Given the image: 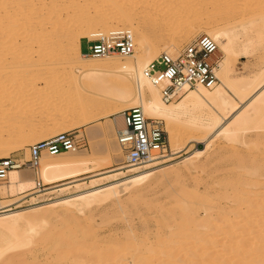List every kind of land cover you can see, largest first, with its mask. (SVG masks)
Returning <instances> with one entry per match:
<instances>
[{
  "label": "rangeland",
  "instance_id": "obj_1",
  "mask_svg": "<svg viewBox=\"0 0 264 264\" xmlns=\"http://www.w3.org/2000/svg\"><path fill=\"white\" fill-rule=\"evenodd\" d=\"M215 1L209 0L208 2L209 4H214L213 8L216 9V12L214 11L213 16H217L210 26L217 29L224 27L220 20L221 16H218L220 11L219 13L217 11L224 9L223 7L235 8L241 0H231V2L230 0H225L223 5L220 1L217 3ZM112 2L118 5L119 8H114L113 4H111ZM98 4V6L102 5ZM110 4L111 7L109 6ZM139 4V0L110 1L103 8L104 12L102 11L103 9H100L103 13L99 10L101 14L105 15V12L108 14V16L107 14L105 15L106 18L104 20H92L83 25L86 26V29H88V26L90 27L87 30L89 32L85 31V34L87 32V35H89L86 36L80 33V36H78L79 44L82 39H94L96 36L105 34V32L107 33L115 28L127 30L132 36V28L125 23H121L122 20H125L124 16L127 14L133 22L143 25L147 36L146 44H153L158 49L157 53L153 55L154 59L159 53L170 48L169 43H171V38L168 34L167 25L149 24L148 15L144 16L145 12L140 9L141 6ZM171 4L179 7L182 6L183 0H171ZM209 4L202 10L205 14L202 16V19L198 21L194 20V24L185 30L186 35L178 40L176 49H180L196 36L201 35L197 34L199 30L210 27L204 20ZM156 8L157 5H152V12ZM85 10L91 13L92 11L94 12L92 8L87 7L81 0H0V94L2 95L0 101V135L3 139L6 137L8 139V136L13 138L9 140L8 143L10 144L6 143V147L0 148V153L6 152L8 157L19 159L24 163L20 167L24 168L25 171L23 173H29L28 175L31 176L33 172L26 168L27 161L29 160L28 146L59 132L74 130L80 137L81 147L77 151L67 152V154L81 155L82 153L83 155V152L84 154L94 152L95 157L99 161L96 166H93L94 168L91 167V171L88 173L51 184H46L40 180L39 171H37L38 176L36 177L42 183V186L34 189H25L22 183H13L8 178L9 193L0 195V204H7L12 210L46 206L47 204L55 203V201H60L67 196L102 187L111 182L112 178L110 179V176L113 174L116 175L114 179H122L124 176L131 174V172L141 169V167H127L116 170L115 168L118 166L124 165L121 162L123 159L122 151L118 147L112 150L106 137V130L110 125L116 124L118 128L121 127V112L128 109L127 103H118L116 105V112L101 118L99 114L102 112L106 101L92 100L79 88L73 87L75 82L81 83L82 80L78 78V74L71 68L72 58L75 60H80V58L84 60L96 59V57L82 56V53L87 50V43L85 41L82 44V51L79 48L77 56L67 53L68 44L73 40L72 37H74V35L70 34V30L76 28L78 24L83 23L79 18ZM99 11L97 12L99 13ZM259 15L254 16L255 18L253 17L252 19H249L250 16H237L226 26L231 29L229 31L230 35H234L239 30L241 31V36L237 35V38L241 41L238 42L236 40L233 47L234 54L230 59L233 69L229 77L242 84L247 83V81L250 82L253 79L254 82L252 81V83L254 85L257 84L258 79H261L258 86L264 84V13ZM161 26H164V29ZM161 30L164 33L167 32L166 34L169 37L164 35ZM165 30L167 31L165 32ZM246 31L247 34H252L251 37L250 35L244 36ZM256 34L258 35L256 36ZM249 38L251 40H248ZM132 40L134 43L133 52L139 53L140 47L133 36ZM247 41L250 42L248 43ZM243 45H248L250 48L245 52L242 50ZM216 55L220 62L224 59V53L219 47ZM116 56L119 55L108 57L114 58ZM260 81H263V83L261 82L262 84H260ZM85 84L87 85L88 83ZM253 84L249 87L251 90H253ZM252 93L253 91L248 96ZM234 100L240 104L237 97ZM170 102L175 103L177 100ZM94 106H98L96 111L92 112L88 116V119L86 118L87 120L84 121V111L88 107ZM145 116L154 119L147 115ZM156 120L160 122L161 128L167 138L166 152L164 153V157L154 160V162H158L154 168L160 171L155 172L152 176L153 178L147 179L141 189L137 190L136 188L138 187H132L121 191L119 193V204L96 199L81 210L74 204L70 205L66 210L61 209L59 205H54L51 208L52 211L50 210L45 213L44 220L34 217L38 213H44L47 210L45 209L46 207L33 209L30 213L34 216L29 217L32 221L31 224L22 221L17 231L19 236L24 234L25 237H31L28 245H24V248L21 246L18 249L17 247L13 248V250L8 249L9 251H5L3 253L4 256H1L2 261L0 259V262L7 264H15L16 262V264H95L96 262L98 264V257L104 256L100 251L103 250L104 246L107 249L109 247L108 244L110 246L121 245V242L122 244H128L134 242V238L135 240H140L141 238L144 242L147 239L148 243L151 241L158 244L160 240L164 243L167 229L187 228L194 224V222L191 223L192 220L189 219L190 221H188L186 218L189 212L193 213L194 218L198 222H202V219L205 217L204 214L207 212L214 217L217 215L218 217H216L219 218L228 209L235 212L234 210L236 209L232 207L231 209L228 206L234 205L233 199L235 197L243 198V195H247L248 192L249 195L252 193L250 195L251 198L256 197V202H260H257L258 204L255 202L257 206L264 205V183H262L264 182V172L262 171L264 170V113L262 114V120H256L257 127L248 129L249 132L247 130V132H239L230 140L224 139L222 135L214 137L209 144L210 148L206 156L207 159L202 162L195 160L193 163L182 162L181 158L187 154L188 156L189 154L192 155L203 147V143L189 142L191 140L189 136L195 135V132L185 122H174L173 126L177 132L176 145L179 152L175 155H170L169 136L166 132L167 126L163 120ZM96 121H99V124L93 126ZM255 140L257 141L256 143H254ZM115 142L116 140H113L114 146H116ZM195 148L198 149L195 150ZM42 157L46 160L53 158L52 155L47 154H43ZM113 159L116 161L112 162ZM146 163H142L140 166ZM201 165H205V167L202 168ZM197 174H200L202 181L192 183L191 178ZM33 178L35 179L34 174ZM250 181L252 185L248 184ZM232 182H235L236 185ZM257 183L261 185L257 186ZM49 186H52V189L54 188L53 192L42 194L47 190L44 188ZM210 187L213 188L210 190ZM241 190L244 191L242 192ZM32 191L34 193L24 196V194ZM189 192L190 194L188 195L191 200L187 195ZM255 192H259V196ZM195 195H199L200 197L196 198ZM221 198L222 201L219 200ZM236 211L238 212V209ZM181 214L183 215L181 216ZM55 215L57 216L55 217ZM181 217L183 220L180 219ZM74 224L75 226H73ZM211 224H207L206 227L210 228ZM67 225L70 226L71 233L74 231L73 237L69 235L70 230ZM78 229L84 230L82 234ZM154 229H156V232ZM28 231L29 233H27ZM47 232L48 234L46 235H50V237L45 235ZM86 232L90 235H86L85 237ZM57 233L65 237V234H67L68 237H62V235L60 237ZM82 235H84V239ZM154 235L159 236L156 237ZM46 237L48 240H46ZM155 237L159 238V240ZM70 238L74 240L70 241ZM12 239V236L0 232V244L3 241H10ZM62 239H65V242L69 241L71 243H69L71 245H69L70 248L74 246L71 248L73 254H71L70 248L67 247L68 245H63L65 242L60 243ZM80 241H82L84 247L81 246ZM43 242L45 243L43 244ZM78 242H80V247L78 246ZM55 243H57L55 247L56 251L52 250ZM85 245L87 247L90 245L91 248L97 249V251L94 252V250L90 247L87 248ZM29 246H31V252ZM75 248H77L81 257L78 256V253V255L74 253ZM66 249L70 253L66 252L67 257L65 256ZM90 250L95 253L91 256L95 257H93V260L90 258L88 261V255L90 257V254H86L88 253L87 251L90 253ZM61 252L64 254L62 255ZM97 252L98 254H96ZM99 254L100 256H97ZM13 255L17 256V258L15 257L16 260H13ZM6 256L8 257L6 258ZM71 256H74V259ZM77 256L78 258L76 259L75 257ZM20 257L23 260H19ZM86 257L85 263L82 260Z\"/></svg>",
  "mask_w": 264,
  "mask_h": 264
},
{
  "label": "bare ground",
  "instance_id": "obj_2",
  "mask_svg": "<svg viewBox=\"0 0 264 264\" xmlns=\"http://www.w3.org/2000/svg\"><path fill=\"white\" fill-rule=\"evenodd\" d=\"M81 1H83L84 4L87 5V7H90V9L92 8L94 12L92 11L91 13L90 11L85 10V12L82 15H80L79 18L83 23L80 25L78 24L76 28H72L70 30V34L74 35V37H72L73 40H71L70 43L68 44L67 53L68 54L71 53L72 56H77L79 53L78 36H80V33L84 35L85 31L90 29L89 26L88 29H86L85 28L86 26L83 25L85 23L86 24L89 23L92 20L95 21L104 20L106 18L105 15L107 13L105 12L104 15L101 14V12L102 11L104 12L105 10L103 8L106 7L108 3L113 0H81ZM208 1L209 0H193V1L183 0L182 6L178 7L171 4V0H139L140 3L139 5L141 6L140 9L144 10L145 12L144 16L148 15L149 24H154V25L159 24L165 26L167 25L168 34L171 38V39L169 38L171 43H169L170 48L162 52L174 53L175 51H177L176 45L178 40L182 36L186 35L185 30L190 28L194 24L193 22L194 20L198 21L202 19V16L205 15L202 12V10L204 9V7H206L209 4ZM219 1L223 5L225 0H216L215 2L217 3ZM98 3L102 5L98 6L99 5ZM240 3L235 8L230 9L227 7H223L224 9L217 11L218 13L219 11L221 13V14L219 13L218 16L219 17L221 16L220 20L222 21V24L224 26L222 28L220 27L217 29L210 26L217 17V16L216 17L213 16L214 11L216 9L213 8L214 4L210 3L206 13L207 15L204 17L206 24H208L210 27L201 29L197 33L198 35L203 33L213 38L214 41L217 43L219 49L224 53V59L221 62H219V67L216 71V76L218 80L212 88L198 87L197 89L188 90L184 92L181 96H179V98L176 99L177 102L175 103L163 101L161 99L159 92L160 87L150 83V81L144 76V69L146 68L148 63L153 60V55L157 53L158 49L155 48L153 44L152 45L146 44L147 36L143 25L133 22V20H131L127 14L124 16L125 20H122L121 23H125L132 28L131 29L132 36L139 45L140 52L138 53L135 51L129 55L121 56V57H119L120 56L119 55L114 58L108 56L96 57V59L91 58L89 60H84L82 58H80V60H75L74 58H72L73 60L71 61V68L78 74V78L82 80L81 83H78V81L77 83L75 82L73 87L79 88L83 93L87 95L88 98L92 100L96 99V100L106 101L102 112L99 114L101 118L116 112L117 110L116 105H118V103L120 102H124L127 103L128 109L131 107H139L143 111L144 115H147L154 119L163 120L167 126L166 132L168 133L169 136L168 138L170 142V150H169L170 155H175L179 152V149L176 145L177 132L174 129L173 123L185 122L188 125V127L195 132V135L189 136L191 139L189 140V142L203 143V147L199 151L198 150L195 151L192 155L189 154L188 156L187 154L183 156L181 158V161L182 162L186 161L189 163H193L195 162V160H199L200 162L205 161L207 159L206 156L210 148L209 144L214 137H216L217 135H222L224 139L230 140L233 138V136L235 137V135L239 132L243 133L246 130L248 131V129L256 128L257 121L260 119L262 120V114L264 113V84H262L263 81H260V84L262 85L258 86L259 80L261 79H258V82H256L257 84L254 85L252 83L254 79L250 82L247 81V83L245 82L242 84L229 77V74L232 72L233 69V65L230 62L231 56L234 54L233 47L236 40L238 42L241 41L237 38V35L241 36V31L239 30L234 35H230L229 31L231 29L227 28L226 26H228L230 22L233 21V19H235L237 16L245 15V17L250 16L249 19L250 18L252 19L254 16L255 17L256 15L260 16L259 14L264 13V0H241ZM111 4H113L114 8L117 9L119 8L118 5H115L114 2H112ZM111 4L109 5L110 7ZM152 5H157V8L155 9L154 12H152ZM100 9L103 10L101 11ZM97 11H99L100 14ZM161 27L163 28L164 26ZM166 31L167 30H165V32ZM247 31L244 34V36L250 35L251 37L252 34L250 33L247 34ZM87 32L85 34L86 36L89 35V34L87 35ZM162 33L168 36L166 34L167 32L164 33L162 31ZM256 33L258 32L256 31ZM257 35L258 34H256V36ZM248 40L251 39L249 38ZM249 48L250 47L248 45L242 46V50L245 52ZM85 83H88L89 85L88 84L86 85ZM251 84H253L252 87L253 90L249 88ZM248 89L251 90V91L249 90L250 92L253 91V93L250 96H248V94H250ZM233 96H235L234 98L236 97L238 98V102L240 104L235 102ZM1 99H2V95L0 94V101ZM97 107L98 106L88 107L84 111L85 115L83 116L84 117L83 120L84 121L87 120L88 116L92 112H95ZM98 124L99 121H96L93 124V126H96ZM121 127H122V120H121ZM118 129L119 128L117 127L116 124H112L106 130V137L112 150L115 149V147H118V149H120L117 142H115L116 146H114L115 144H113V140H116L115 136L118 133ZM8 137H9L8 139L7 137L3 139L2 136L0 135V148L6 147L5 146L6 143L10 144L8 142L13 138H11L10 136ZM257 141L255 140L254 143H256ZM196 149L198 148H195V150ZM68 152H75V151H68ZM71 155L72 154H67V152H62L59 154L52 155L53 158L51 160H46L41 156L37 168L31 167L27 163L26 168L33 172L32 174L30 172L32 177L28 175L29 173L28 174L23 173V171H25L24 168L16 167L9 169L6 173L5 180L0 184V195H3L4 193H9V186L7 185L8 178L13 183L14 182L22 183L25 189L27 188L34 189L37 187V183L39 182V180L36 177L38 176L37 171H39L40 180H42L46 184H51L88 173L91 171V167L96 166L99 163L97 157H95L94 152L93 153L87 152L85 154L83 152V155L82 153L81 155L80 154L77 155L74 154L72 156ZM7 157L8 154H6V152L0 153V159ZM154 160L155 159L153 158L149 159L148 161H146L147 162L146 164L140 166L141 169L131 172V174L124 176V178L122 179H114L116 175L113 174L110 176V179L112 178L111 182H109L108 184L102 187L94 188L91 190L77 193L75 195L67 196L61 200L59 199L60 201H55V203H51V204L46 203L47 204L46 206L43 205L42 207H34V208L31 207L26 209L12 210L9 205L0 204V232L6 233L9 236L13 237L12 240L3 241V243L0 244V259L2 258L1 256L3 255V253L8 249L13 250V248L15 249L16 247L18 249L21 248V246L24 248L25 247L24 245L26 244L28 245L29 241L31 240V237L29 236L30 237L29 239V237L28 236L25 237L24 234H23L24 236L23 235L19 236V234H17V231L22 221H26L28 224H31L32 221L29 217L34 216L30 213L31 211H33V209L35 208L41 209L43 207L44 208L46 207L45 209L47 210H45L44 213L43 212L38 213L34 217V218H39L40 220H44L45 213L50 211L54 205H59L61 209L66 210L70 205L74 204L78 209L81 210L82 208L88 206L91 202L95 201L96 199L99 201L107 200L110 201L111 203L119 204L120 201L119 193L121 191L123 190L125 191L126 189L132 187H138L136 188L137 190L141 189L143 187V184L146 183L147 179L152 177L155 172L160 171L159 169L154 168V166L158 164V162H154ZM114 161L116 160L113 159L112 162ZM127 167L128 166L126 165H121L115 169L121 170ZM201 167L203 168L205 167V165H201ZM262 171L264 172V170ZM33 174L35 179L33 178ZM191 179H192V183H199L202 181L200 174L193 176ZM235 182L232 183L235 184ZM248 184L252 185L251 181ZM258 185L261 184L257 183V186ZM212 188L213 187H210V190ZM44 189L47 190L42 194L51 193L53 192L54 188L52 189V186H49ZM31 193H34V191L24 194V196L30 195ZM256 193L257 192H255V194ZM188 194H190V192L187 193V195ZM250 195L248 192L247 195L245 196L243 195V198L235 197L233 199L234 200L233 202H235L234 205L228 207L230 208L232 207L233 209L236 210L238 209V212L236 210H234L235 212H233L232 210L228 209L219 218H217L218 217L217 215H215L214 217L211 214H208L207 212L204 214L205 217L202 219V222H198L197 219L194 218L193 213L189 212L186 218L188 219V221L192 220L191 223L194 222V224L193 225L191 224L192 226H188L187 228L181 227L176 230H171L170 228L167 229L165 227L167 229L165 234V239L167 240V242L164 238H163L164 243L160 240L159 242L162 243L158 242V244L157 242L152 243L151 241L150 243H148L149 241H147V239L145 240L147 242L146 243L144 242V240L142 241L141 238L140 240H135L134 238V242L128 244H122V242L121 245L110 246V244H108L109 247H107V249L104 246L103 250L101 251L99 250L104 254L105 257L102 254H101L102 256H100V254L97 255L100 256L98 257L99 259H97V262L98 264H264V205L257 206L255 204L256 197L251 198ZM195 196L196 198H198L199 195L198 196L195 195ZM31 197H35V196H31ZM259 198L261 199V197ZM189 199L191 200L190 197ZM201 200H203V198H201ZM219 200L222 201V198ZM223 200L225 199L223 198ZM257 202L260 203L259 201ZM222 210L225 211L224 209ZM182 215L183 214H181V216ZM56 216L57 215H55V217ZM170 218L172 219V216ZM180 219L183 220L182 217ZM88 224L90 223L88 222ZM207 224H211V227L207 228L206 227ZM73 226H75V224ZM67 227L70 230V226L67 225ZM79 230L80 229H78V231ZM154 230L156 232V229ZM29 231L31 232V230ZM29 231L27 233H29ZM71 231L72 230L68 232L70 233L69 235L73 237L72 234L74 233V231L72 233ZM83 231L84 230L82 231L80 230L81 234ZM62 232L64 231L62 230ZM59 233H57V235L61 237L62 234L60 235ZM46 234H48V232L45 233V235ZM65 235L66 237H68L67 234ZM86 235H90V234L86 232L85 237ZM63 236L64 235H62V237ZM83 236L84 235H82V238ZM140 236L142 237V235ZM47 237H50V235H48ZM55 238L57 239V237ZM71 238L70 241H73L74 239L76 240L75 236L73 240H71ZM79 238L81 239V237ZM156 239L159 240V238ZM46 240H48V238ZM62 241L60 243H64L66 240L62 239ZM80 242H81V246L84 247V245H82L83 244L82 241ZM80 242H78L79 247H80ZM92 242H91V247H92ZM44 243L45 242H43V244ZM69 243L70 242L67 241L63 245L65 246L68 245L67 247L70 248L69 245L71 243L70 244ZM56 244L57 243H55L54 249L52 250L56 251L55 249ZM30 247L31 246H29V250ZM88 247H90V245H88ZM71 248H70V252H71ZM75 249H76L75 251L73 250L74 253L79 254L77 248ZM91 249L94 250L93 248ZM92 250H90V253L89 251H87L88 252L87 254L85 253L86 255L90 254V257L88 255V261L90 260V258H92L91 260H93L94 259L93 257H95L91 255H94L95 254L94 252L97 251V249H95L94 252ZM66 252H68L67 249L65 251V256H66ZM61 254L63 255L64 253L61 252ZM71 254L73 253L71 252ZM96 254H98V252ZM78 256L81 257L80 254ZM78 256L75 258L77 259ZM7 257L8 256H6V258ZM15 257L17 258V256H14V259L13 258L12 259L16 260ZM22 257H20L19 260H23L21 259ZM73 257L71 256V258ZM85 260H87V257L83 258L82 261L86 263ZM55 261L57 262V260ZM0 263L7 264L3 262Z\"/></svg>",
  "mask_w": 264,
  "mask_h": 264
},
{
  "label": "built area",
  "instance_id": "obj_3",
  "mask_svg": "<svg viewBox=\"0 0 264 264\" xmlns=\"http://www.w3.org/2000/svg\"><path fill=\"white\" fill-rule=\"evenodd\" d=\"M87 50L84 57L126 56L133 52L131 34L115 28L94 39H86ZM217 43L206 34H201L177 49L174 53H159L144 69V76L155 86L160 87L161 99L174 101L184 92L198 87L212 88L217 82L219 67ZM122 127L116 134V142L122 151V164L140 167L149 159L164 157L167 138L156 119L147 118L139 107H131L121 112ZM81 147L80 137L74 130H66L41 139L28 146L27 163L37 168L43 154L55 155L76 151ZM169 149V148H168ZM24 165L17 158L0 159V184L5 180L9 169ZM42 186L37 183V188Z\"/></svg>",
  "mask_w": 264,
  "mask_h": 264
},
{
  "label": "crops",
  "instance_id": "obj_4",
  "mask_svg": "<svg viewBox=\"0 0 264 264\" xmlns=\"http://www.w3.org/2000/svg\"><path fill=\"white\" fill-rule=\"evenodd\" d=\"M84 41L86 42V38L80 40L79 48H80L81 51H82V44L84 43Z\"/></svg>",
  "mask_w": 264,
  "mask_h": 264
}]
</instances>
